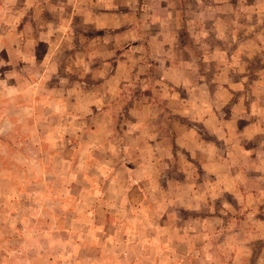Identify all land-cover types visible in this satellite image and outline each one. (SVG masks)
Wrapping results in <instances>:
<instances>
[{"label": "rangeland", "instance_id": "obj_1", "mask_svg": "<svg viewBox=\"0 0 264 264\" xmlns=\"http://www.w3.org/2000/svg\"><path fill=\"white\" fill-rule=\"evenodd\" d=\"M138 6L0 0V264H264V0Z\"/></svg>", "mask_w": 264, "mask_h": 264}, {"label": "crops", "instance_id": "obj_2", "mask_svg": "<svg viewBox=\"0 0 264 264\" xmlns=\"http://www.w3.org/2000/svg\"><path fill=\"white\" fill-rule=\"evenodd\" d=\"M85 1L91 2V7H90V9L92 10V12L90 13L91 14V26L94 29L102 30L101 31L102 34L106 33L107 30H105V29L110 28L107 26V24L104 25V22L106 23V22H109L110 20H112L113 22L117 21L118 23L121 22V24H123L122 27L126 28L127 27V25H126L127 21L126 20L131 19V17L133 15L136 16L138 14V12L140 10H142V8L138 6L137 9L134 8L135 9L134 13L133 12L131 13L125 9H118V7H115V8L110 7L111 5H116V4L122 3L123 0H85ZM158 1H161V0H158ZM130 2H132V0H129V3ZM135 2H137V4H138V2H141V0H135ZM87 8H89V5L87 6ZM159 9H161V7ZM41 14L47 15L46 10L43 9L41 11ZM135 46H137V45L131 46L130 49L133 50ZM155 56H156V54L153 55V53H151V55H149L148 58H150L151 60H155V59H157V57H155ZM156 61L160 62V60H158V59ZM165 79L168 80L166 75H165ZM201 109H203V107L202 108H201V106L198 107V111L196 113L197 114L196 116H198V118L201 117V112H202ZM209 110L211 111L212 115H215L214 111H212L211 108H209ZM181 116H184V115L182 114ZM202 119L205 120L204 118H202ZM174 132H175V130H174ZM243 133H245V132H243ZM173 137H174V133H173ZM176 137H174V140L172 141V143L175 144V146H177V148L181 149L182 151L178 150V149L177 150L175 149L174 151L176 153H178L177 155H179V157H181V158L187 156V158L185 159L186 162H190L193 159V157L196 156L198 162L199 163L201 162V164L199 165V168H202L203 170H207V168L211 167V164L219 162V160L222 159L220 157L215 158L214 156L210 155V154L214 153L213 152L214 150H209V149H214L217 147V143H216L215 139H208V138H202L201 139L199 137L194 143H192V141H190L191 143L188 144L187 141H185L183 138H179L177 141ZM158 143H159V141H158ZM229 143L232 144L233 146L239 145V141L237 142L234 139L230 140ZM206 149H208L207 152H205ZM178 151H181V152H178ZM206 155H208V156H206ZM208 175H212L214 177H219V176H222L223 174L214 173V174H208ZM213 215H214V217H217V218L219 217V219H221V223H224L222 221V218L220 217V215H216V214H213ZM210 216L208 218H206L205 220H203L201 217V236L203 234H206L205 230H209L208 227L217 226V224H218V223H216L217 221L216 222L211 221L213 219L214 220H216V219L212 216V214H210ZM202 227H204V228H202Z\"/></svg>", "mask_w": 264, "mask_h": 264}]
</instances>
